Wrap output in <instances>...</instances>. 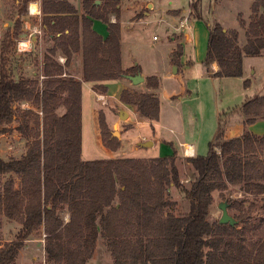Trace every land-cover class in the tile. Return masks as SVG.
Masks as SVG:
<instances>
[{
    "label": "trees",
    "instance_id": "1",
    "mask_svg": "<svg viewBox=\"0 0 264 264\" xmlns=\"http://www.w3.org/2000/svg\"><path fill=\"white\" fill-rule=\"evenodd\" d=\"M96 1L84 0V10L108 24L105 40L92 30L89 18L77 16L73 6L52 1L55 16L44 22L49 25L54 20L53 33L62 32V36L44 57L43 79L13 77L11 58L21 23L3 42L0 135L17 121L28 149L21 159L0 156V182L6 175L21 178V189L15 188L12 178L0 189V227L3 217L22 225L16 240L0 248V264H15L26 241L40 230L45 234L46 264H87L99 238L106 242L113 264H264V217L252 219L243 211L245 200L232 201L240 212L234 217L236 225L211 222L214 193L230 185L240 186L246 196L260 197L264 203V136L245 129L241 136L227 139L219 121L209 154L187 160L194 175L188 185L181 181L176 154L82 159L83 81L91 83L94 91L106 93L107 81L140 71L122 68L120 24L110 21L111 15H119L120 1L100 0L101 5ZM190 11L204 21L200 0L190 4ZM66 29L69 34L64 35ZM208 30L204 62L208 72L217 62L220 70L213 77H241L244 58L263 55L264 0L252 4L249 20L240 19V29L226 30L214 22ZM59 52L66 57L64 65L57 60ZM78 52L82 53L83 81L64 76ZM181 53L178 47L175 61ZM147 86L158 89L159 79H148ZM147 97L123 92L122 101L141 109ZM25 102L33 108L17 110L16 105ZM240 111L246 127L264 119V95L247 100ZM99 124L104 145L118 149L120 141L109 131L103 112ZM171 186L189 202L188 213H174L177 202L168 197Z\"/></svg>",
    "mask_w": 264,
    "mask_h": 264
},
{
    "label": "rangeland",
    "instance_id": "2",
    "mask_svg": "<svg viewBox=\"0 0 264 264\" xmlns=\"http://www.w3.org/2000/svg\"><path fill=\"white\" fill-rule=\"evenodd\" d=\"M41 1L42 0H30L29 2L24 0H0V57L6 35H14L18 23H21L19 31L22 32L24 21L30 19V5L39 2L41 7ZM73 2L77 7L81 5V0H73ZM194 2H196V0ZM121 3L123 5L122 10L124 9L125 11L130 12L136 11L137 14L138 12L141 13L132 17V20L135 21V30L133 32L126 30L123 33L124 46L127 50L125 56L126 63L128 65L130 64L131 55L129 56L128 54H132L134 59L137 60V63L141 65L144 73L157 76L153 77L144 75L146 78L145 88L148 90L150 89L147 86V80L150 78L159 79L160 87L157 90H159V96L161 97L160 104L161 110H163L165 123L173 125L179 124V112H181L186 121V133L185 137H182V139L185 143H195L198 146L199 151L204 153L202 156H207L209 154V142L214 139L218 132L219 118L221 115L223 117L224 114L226 115L225 120L226 123L228 122V135H235L237 133L241 134L243 130L242 121L244 120V116L239 112H234L230 115L229 112H231L233 108L236 109V107L241 106L247 97L249 98L252 96L251 98H253V95H261L264 93V52L262 56L246 57L244 59V70L241 77L207 78L204 76V61L207 55L209 39V30L206 21H196L189 25L192 19H190V15L187 16L186 14L183 18L180 17L175 20L171 18L173 21H171L170 24L168 23L170 31H167V26L164 24H158V20L152 24L150 23L151 19L149 21L144 19V12H149L144 1L121 0ZM190 3L191 0H162L161 7L163 10H188ZM248 3L249 0H242L239 5L240 11L248 13V11L251 10H249ZM216 6H218V12L223 11L221 14L229 13V9H232V12L238 11L228 0L221 1ZM138 7L142 9H138ZM178 12H180V15L182 14L181 11ZM123 17H125L124 14ZM242 17L243 15L240 14L239 19ZM36 19L37 18L33 19V22L36 23ZM186 19V25L185 27H182V22L186 21ZM220 22L223 23L222 18L220 19ZM98 27H100L102 33L106 34L107 29L103 23H99ZM186 27L187 33L191 36V41L190 43H183L182 61L185 65H181L179 58L177 61L174 60L173 63L175 66L183 68L178 74H174V67L171 66V60L176 52L177 44L171 39V37L178 42L183 41ZM19 37L18 39H15L16 48L13 51L11 58V71L16 80L22 78L24 75L30 74L31 69H35L32 66L34 61L33 55H19V52H17ZM153 37L156 38V40H154ZM46 51L47 49L45 48L43 54L46 53ZM135 68H140V66ZM142 70L140 68L139 73H142ZM247 81H249V85H246ZM182 87L187 88L189 91L183 93V99L180 102L175 101L172 103L178 107V112L177 109H171V102L166 99V96L180 93ZM117 89L118 87L116 84L111 85L109 92L111 94L116 93ZM130 94L135 97L143 95L148 96L147 93L142 94L138 91ZM100 102L106 104L104 99ZM98 105L100 106L99 102H96L95 95L92 93L91 89L88 87H82L83 157L85 160L90 161L110 159L114 157V155L104 151V143H102L103 140L100 139V136L102 135L101 132L100 134L98 133L99 123L97 125V119L95 117V113L98 111ZM28 106L33 108L32 104L27 102L17 104L16 108L17 110L18 108L24 110ZM159 106L160 105H158L156 109H159ZM110 107L112 108L111 103ZM113 110L116 111V108ZM98 113H100V111ZM17 114L20 119V111L17 112ZM104 116L106 120L105 113ZM116 121L125 122L127 120H122L118 116L116 117ZM106 123L113 136L114 122H110L109 124L106 120ZM18 126L19 123L16 121L7 127L6 132L0 135V156L4 160L21 159L27 152L28 141L18 131ZM100 129L101 128H99V131H101ZM252 131L257 135L264 136V121L256 122ZM116 139L120 141V137ZM120 147L121 142L118 149ZM136 156L138 155L130 152L126 154V156L124 155L121 156V158L115 159L135 158ZM178 158L180 160L178 161L177 166L180 171L181 181L188 185L194 177L193 169L189 163L182 160L183 158ZM189 175L191 177H189ZM10 178L14 180L15 188L21 189V178L18 175L3 176L1 179L2 181L0 182V189L3 188L5 182ZM188 179L189 182L186 183L185 180ZM168 197L170 200L177 202L174 213L176 215L183 214V209H180L178 206L180 200L183 198L180 192L175 187L171 186ZM233 200H245L246 202L244 205L242 204V210L248 212L252 216V219H260L264 217V203L261 201L260 197L246 196L240 186L230 185L224 192L221 193L217 191L214 193L213 205L211 208V222L220 221L222 210L219 209V205L222 202L230 204L229 214L231 216L236 217L240 214L238 209L232 207ZM66 219H69L68 215L66 216ZM21 228L22 225L19 222L3 217L2 225L0 227V248L15 241ZM15 264H46L45 234L43 230L35 232L30 239L26 241V245L20 251ZM87 264H113V258L104 239L99 238L93 256Z\"/></svg>",
    "mask_w": 264,
    "mask_h": 264
},
{
    "label": "crops",
    "instance_id": "3",
    "mask_svg": "<svg viewBox=\"0 0 264 264\" xmlns=\"http://www.w3.org/2000/svg\"><path fill=\"white\" fill-rule=\"evenodd\" d=\"M53 0H49L46 5L44 6V0H42V4L40 7V3L36 2L35 4L38 6V10L36 13H33L31 11V5H30V10H29V20L24 21V27L22 32L20 33V37L18 40L19 42L22 43H27L29 45V48L25 51L19 52V55H33L34 61H33V67L36 69H31V73L28 75H24L23 77L29 78L33 77L36 75H39L41 79L44 78L43 76V61L45 55L48 53V50L53 48L56 44V40L62 36V32H56L53 33V27L55 26V21L53 20L52 23H48L49 25L45 24L44 20L47 17H52L55 16L54 14H51V7L53 6ZM65 1L71 6H73L76 11H77V16L82 17L85 15L87 18H89L92 21V30L97 33L103 40H105L109 36V29H108V24L105 23L101 19H96L88 15L85 10H84V0H81V5L77 7L73 0H56V2H62ZM119 15H111V22L116 23L120 22V27H121V39H120V44H121V61H122V68L123 70H132L137 66H140L141 70L142 67L139 63H137V60L134 59L132 54H128L131 57L130 64L128 65L126 63V48L124 46V38H123V33L126 30L134 31V23L135 21L132 20V17L134 15H138L135 12H130V11H125L124 9L122 10V3L121 0H119ZM145 2L146 7L148 8L149 12H144L145 13V18L146 20H150V23H154L156 20H158V24H164L167 26V31H170V28L168 26V23L170 24L171 18L172 19H178L180 17L189 16L190 19H192L189 23V25L195 23L196 21H202V20H197L191 15L190 7L188 10L186 9H168V10H163L161 7L162 5V0H142ZM195 0H191V3L194 2ZM197 1V0H196ZM201 1V10L203 13L204 21L209 25H211L214 22L220 23L226 30H232V29H240V19L239 16L240 14L243 15L242 19L245 21H248L250 16H251V6L256 0H249V10L248 13H245L244 11H240L239 5L242 0H228L230 4L236 10L237 12H232V9H229V13L226 14H221L220 11L218 12V6L221 1L224 0H200ZM190 3V4H191ZM96 4L101 5L103 4V1L97 0ZM152 6L151 8L149 6ZM43 6L48 9L47 13L43 11ZM138 9H142L139 8ZM231 10V12H230ZM181 11L182 14L180 15ZM247 12V11H246ZM176 13V14H175ZM123 14L125 17H123ZM141 14V13H140ZM62 16H67L66 14ZM36 19V23L33 22V19ZM125 18V19H124ZM223 19V23L220 22V19ZM124 19V20H123ZM170 21V22H169ZM226 22V23H224ZM230 22V23H229ZM99 23H103L107 29L106 34L102 33L100 27H98ZM226 25V26H225ZM33 28H37L40 30V34H34L31 38H29V34L32 32ZM187 27L185 28L184 32V40L178 42L174 38L171 39L176 42L177 48L176 52L178 50V47L181 48L182 53L179 57L181 65L184 64L182 61V56H183V43H190L191 41V36L187 33ZM69 34V30L66 29L64 31V35ZM155 37V36H154ZM153 37L154 40H156ZM31 39V40H29ZM47 49L46 53L43 54L44 49ZM18 52V51H17ZM176 52L171 60V66L177 68V72L174 74H178L179 71L183 70V68H178V66H175L173 63L175 60V55ZM264 52V51H263ZM246 58V57H245ZM244 58V59H245ZM57 60L59 63L64 65L66 63V57L61 54L60 52L57 54ZM205 62V61H204ZM193 64V61H192ZM185 65V64H184ZM205 66V65H204ZM185 68V67H184ZM220 70L219 65L217 62H213L210 67H209V72L208 69L205 67L204 70V76L207 78H212L215 79L216 77H213V74L217 73ZM243 70H244V61H243ZM140 72V71H139ZM138 72V73H139ZM143 76H155V75H149L147 73H144L142 70ZM141 73V74H142ZM137 74V73H135ZM135 74H130V75H135ZM64 76H71L76 79L82 80V53L78 52L75 53L72 57L71 63L68 67H65V75ZM157 77V76H155ZM145 78V76H144ZM116 84L118 89L116 93L111 94L109 92L111 85ZM106 87H107V92L106 93H99L93 90V85L91 83L83 81V88L88 87L91 89L92 93H94L96 102H99L100 106L98 107V111L95 113V117L97 119V125L99 123V111L105 113L106 115V120L110 124V122L113 123V128L115 130V127L117 126V130L120 135V142H121V147L117 151H112L103 146L104 151L114 155V157L110 159H115V158H121V156H126L128 153H135L138 156L135 158H141V159H149V158H160V157H169L172 155H175L177 157H180L182 160L187 162L188 159L194 158L197 156H202V152L199 151L198 146L195 143H185L182 139V137H185L186 133V121L181 112H179L178 107H176L174 104L175 101H181L183 99L182 95L183 93H187L189 90L187 88L182 87V90H180V93L178 94H171L166 96V99L170 102L171 109H177L179 112V124L173 125L170 123H165L164 121V116H163V110H161V104H160V96H159V90H148L145 88L146 85V78L145 81L142 84L139 85H133L127 77H121L115 80H110L106 82ZM160 87V86H159ZM145 89V90H144ZM159 89V88H158ZM140 92V93H147L148 97L142 101L141 109L138 108L137 105L130 104V103H125L122 101V94L123 92H128V93H135V92ZM256 94L255 96H257ZM261 95H264L261 94ZM252 97V96H251ZM251 97H247L245 102L249 100ZM254 97V95H253ZM102 99L106 101V104L100 102ZM243 102L241 106L245 103ZM110 103L112 105V108L110 107ZM108 105V106H107ZM159 106V109H156V107ZM233 108L229 114L234 112H239L240 107ZM116 108V111L113 110ZM26 109H30V106L26 107ZM123 110L128 118L126 119L127 121L121 122V121H116V117L119 116L120 111ZM227 114V113H226ZM228 114V115H229ZM242 114V113H241ZM225 115V114H224ZM243 115V114H242ZM181 117V118H180ZM120 118V116H119ZM224 118V120H223ZM226 117L220 116L219 121H222L224 130H225V138L230 139V138H235L239 137L243 134L244 130L247 129L253 134H255L252 131V128L254 127V124L258 121H264V119H258L254 124L249 125V126H244L243 124V130L242 133H237L233 135H228L227 134V123H226ZM245 120V117H244ZM244 120L242 121L244 123ZM165 123V124H164ZM229 125V124H228ZM100 124L98 127V133L100 134L101 131H99ZM166 128V129H164ZM101 130V129H100ZM218 133V132H217ZM216 133V135H217ZM134 134V135H132ZM215 135V137H216ZM257 135V134H256ZM260 136V135H259ZM214 137V139H215ZM100 139L102 140V136H100ZM209 142V145L211 142ZM144 142H152L153 146L149 147H143L141 144ZM103 143V141H102ZM210 149V148H209ZM130 151V152H129ZM119 154V155H117ZM205 157V156H203ZM82 159L83 157V139H82ZM85 161H90V160H85ZM189 177H191L189 175ZM186 183L189 182L188 180H185ZM179 201V200H178ZM180 209H183V214L179 215H184L189 212L190 210V204L188 201H186L184 198H182L178 204ZM180 213V212H179Z\"/></svg>",
    "mask_w": 264,
    "mask_h": 264
},
{
    "label": "water",
    "instance_id": "4",
    "mask_svg": "<svg viewBox=\"0 0 264 264\" xmlns=\"http://www.w3.org/2000/svg\"><path fill=\"white\" fill-rule=\"evenodd\" d=\"M149 7L151 8L152 6L150 5ZM174 72L175 73L177 72L176 67H174ZM126 77H127V79H129L131 81V83L133 85H139L145 81V78L141 73H138L135 75H128ZM119 116L122 120H126L128 118L127 114L123 110L120 111ZM113 136L116 138L120 137L119 132L117 130V126L115 127V130L113 132ZM141 145L143 147H149V146L151 147V146H153V143L152 142H144ZM219 209L222 210V217L220 219L221 224H230L231 226L236 225L237 222H236L235 218L229 214V204L227 202H222L219 205Z\"/></svg>",
    "mask_w": 264,
    "mask_h": 264
},
{
    "label": "built area",
    "instance_id": "5",
    "mask_svg": "<svg viewBox=\"0 0 264 264\" xmlns=\"http://www.w3.org/2000/svg\"><path fill=\"white\" fill-rule=\"evenodd\" d=\"M186 22H187V19L186 21L182 22V27H185L186 25ZM37 33H41L39 29L37 28H33L32 32L29 34V38H31L34 34H37ZM156 39V38H155ZM31 40V39H29ZM29 48V45L27 43H22V42H19L18 45H17V51L18 52H22V51H25Z\"/></svg>",
    "mask_w": 264,
    "mask_h": 264
},
{
    "label": "bare ground",
    "instance_id": "6",
    "mask_svg": "<svg viewBox=\"0 0 264 264\" xmlns=\"http://www.w3.org/2000/svg\"><path fill=\"white\" fill-rule=\"evenodd\" d=\"M37 10H38V6H37L35 3H32V4H31V11H32L33 13H36Z\"/></svg>",
    "mask_w": 264,
    "mask_h": 264
}]
</instances>
